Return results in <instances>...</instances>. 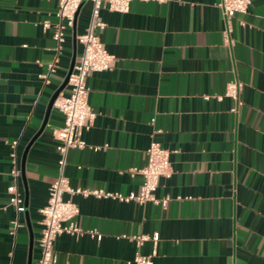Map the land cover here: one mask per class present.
<instances>
[{
  "label": "crops",
  "instance_id": "crops-1",
  "mask_svg": "<svg viewBox=\"0 0 264 264\" xmlns=\"http://www.w3.org/2000/svg\"><path fill=\"white\" fill-rule=\"evenodd\" d=\"M218 1L101 7L105 26L95 31L116 59L87 77L97 114L83 131L87 145L69 149L65 174L72 187L136 192L142 175L131 168L145 164L155 138L171 161L155 194L169 199L161 205L65 192L79 206L83 231L57 235L60 263L133 264L127 260L139 251L154 264H264V0H250L247 12L229 19ZM90 6L82 1L57 47V0H0V264H34L39 255V208L58 172L53 131L63 117L54 105L40 127L53 91L81 53L76 36ZM232 79L243 83L236 96L217 98ZM68 89L67 82L61 91ZM13 139L20 211L7 190ZM154 233L156 240L139 245L130 238Z\"/></svg>",
  "mask_w": 264,
  "mask_h": 264
},
{
  "label": "built area",
  "instance_id": "built-area-1",
  "mask_svg": "<svg viewBox=\"0 0 264 264\" xmlns=\"http://www.w3.org/2000/svg\"><path fill=\"white\" fill-rule=\"evenodd\" d=\"M83 0H57L56 15L58 20L53 24L52 37L57 41L59 47L64 39V30L73 24L75 14ZM90 12L88 23L81 33L77 34V41L81 44V53L74 63L72 71L68 76L69 89L67 92L60 91L55 98L53 105L61 112L62 124L54 129L53 136L56 139L55 148L58 151L57 175L50 182L47 190L46 202L39 208L41 231L38 237L39 255L34 264H67L60 263L57 259L54 241L57 235L65 232L68 234H78L83 229L76 222V215L79 213L78 204L69 196L65 197V192L81 193L83 195H95L97 197H113L119 200H135L138 203L152 201L157 204L166 205L169 197L167 195L157 196L155 191L158 185V178L161 175H170L171 161L170 149L163 146L157 139L152 138L146 147V162L140 167H132V172L142 175L138 191L122 193L119 191L105 190L99 188L72 187L69 184L68 176L65 174L67 154L72 147H84L87 141L83 137V131L89 129L97 112L88 101L89 86L87 77L92 71H101L113 66L116 56L109 51L101 40L97 28L101 30L105 26V21L100 15L101 7L105 6L110 10L127 11L130 0H90ZM218 6L222 14L228 19L235 13H245L248 10L250 0H219ZM51 23L45 19L42 26L47 28ZM55 62L48 63L49 71L54 70ZM40 76L47 80V74ZM242 81L235 79L226 83L225 90L221 94H216L217 98L223 95L235 97L237 91L242 87ZM208 97V94L204 95ZM154 118H151V122ZM17 140L9 141L10 158L12 162L11 173L14 182L9 184V202L17 211L24 209L22 197L16 186V179L19 175L16 153ZM18 225L17 218L12 220L11 230L14 231ZM91 235L100 238L101 234L96 229H89ZM139 245L143 240L152 238L156 240L157 234L130 235ZM127 263L133 264H154L150 255L136 251Z\"/></svg>",
  "mask_w": 264,
  "mask_h": 264
},
{
  "label": "water",
  "instance_id": "water-1",
  "mask_svg": "<svg viewBox=\"0 0 264 264\" xmlns=\"http://www.w3.org/2000/svg\"><path fill=\"white\" fill-rule=\"evenodd\" d=\"M77 13V12H76ZM76 16V14H75ZM73 65H74V60L71 61V64L68 68V71L63 79V81L61 82V84L53 91L48 103H47V107H46V112H45V116H44V119L42 121V124H41V127L40 129L44 126V124L46 123L47 121V117H48V114L50 112V109L53 105V102L55 100V98L57 97L58 93L64 88V86L66 85V83L68 82V76H69V73L72 71V68H73ZM24 158V155L23 157ZM23 160V159H22ZM25 208H26V205H25ZM26 221H27V224H28V227L30 228V222H29V219H28V216L26 214ZM29 246H30V250H31V246H32V233L30 232V241H29ZM28 264H30V259L28 261Z\"/></svg>",
  "mask_w": 264,
  "mask_h": 264
}]
</instances>
